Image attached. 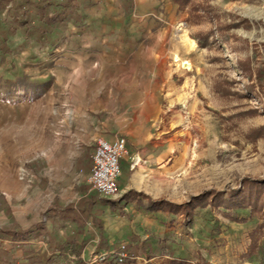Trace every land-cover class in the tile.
<instances>
[{
    "label": "rangeland",
    "instance_id": "374dc122",
    "mask_svg": "<svg viewBox=\"0 0 264 264\" xmlns=\"http://www.w3.org/2000/svg\"><path fill=\"white\" fill-rule=\"evenodd\" d=\"M36 1L12 0L0 14L3 31L15 30L10 55L0 51V230L45 228L24 239L0 231V264H34L70 241L85 242L80 264H115L114 254L120 264H264V190L243 186L264 181V0H63L50 7L62 20L52 26ZM23 12L47 31L25 40ZM142 73L162 83L159 111L121 85ZM97 107L107 111H88ZM107 131L124 138L122 176L139 189L121 192L119 178L109 200L134 192L183 205L215 192L233 205L207 200L186 218L148 212L143 200L152 214H110L87 182L93 137ZM82 191L92 216L79 233L48 210Z\"/></svg>",
    "mask_w": 264,
    "mask_h": 264
},
{
    "label": "trees",
    "instance_id": "16d2710c",
    "mask_svg": "<svg viewBox=\"0 0 264 264\" xmlns=\"http://www.w3.org/2000/svg\"><path fill=\"white\" fill-rule=\"evenodd\" d=\"M63 0H37L35 7L37 10V15L39 17V20L44 23L45 26H52V24H55L56 22L62 21L60 19L59 13H49L50 7L54 5H61ZM190 0H175L182 8H184ZM12 3V0H0V14L4 9H8L10 4ZM20 26L23 28V37L25 40H29L32 37H40L43 33H45L46 27H39L33 29L30 25V18L29 15L26 12H23L21 16ZM9 33L15 34L14 29L8 30ZM8 32L3 31V28L1 27L0 23V51L4 56L10 55V49L8 47ZM243 186L246 188L253 187L259 190H264V181L261 180H245L243 183ZM207 195V194H206ZM202 195V197H198L197 199H193L191 202L183 205H172L164 201H153L145 198L144 196L140 194H136L134 192H128L123 194L118 200H109V199H103L101 202L103 205L107 206L111 211L119 209L120 215L125 216V213L123 212V205L135 202L139 207L143 200H146L147 206L146 211L148 212H157V211H168L171 214L174 215H180L183 214L184 217L189 218L191 215V210L195 208L196 206L202 205L205 201H210L212 205L221 204V205H233V199H223L221 198V195L215 192H211L208 194L209 196ZM236 199V198H235ZM120 203H123L122 206H118ZM48 211L53 212L58 216L60 219H69L71 222L75 223L78 227L79 233L82 232V229L85 227V223L88 219V217L92 216V212L90 209V206L86 201H79L75 205H67L64 208L56 209V207L49 209ZM189 220V219H188ZM236 222H244V219H237L235 218ZM45 228V224L43 222L33 224L30 226L27 230H17V231H4L0 230L2 233L11 236L12 238H21L24 239L29 233L35 232V231H41ZM97 228L100 232H102V223H98ZM85 245V242H61L57 247L56 251L58 253L57 256L52 257H45L42 260L38 259V261H34V264H53V259L58 258L61 260L63 264H80L81 258V252L83 250V247ZM3 253V252H1ZM4 254V253H3ZM54 255V254H53ZM122 256H125L124 254H121ZM71 257H75V260H72ZM113 259L115 264H120L123 262L125 257H118V255L114 254ZM171 257V256H170ZM40 261V262H39ZM168 264H187L183 260H178L174 257H171ZM6 264H9L7 262Z\"/></svg>",
    "mask_w": 264,
    "mask_h": 264
},
{
    "label": "crops",
    "instance_id": "0c3cea01",
    "mask_svg": "<svg viewBox=\"0 0 264 264\" xmlns=\"http://www.w3.org/2000/svg\"><path fill=\"white\" fill-rule=\"evenodd\" d=\"M129 2H130V0H129ZM121 12H119V16H118V14L116 15L117 16V20H119V17H122V16L127 17V16L131 15L132 14V8H128L127 10L125 9L124 11H121ZM87 21H88V24L93 21L92 12H89ZM118 27L121 28V24ZM141 75H142V77H137L138 80H136V78L133 79V80L128 79L127 82H123L121 85L125 89H127L125 91V93L128 94V95L129 94H137L139 96H143V95L147 94V95L151 96L148 101H147V97H144V98L140 97L138 100L141 103L143 101L144 105L145 104H149L152 109H155V111H159L160 110L159 99H160V95H161L162 88H163L162 83L159 80L157 82L147 81L144 78L145 74L142 73ZM145 109H149L150 110V108L143 107V106L139 110H145ZM88 111L91 114H94L93 112L107 111V108H103V107H101V108H98V107L97 108H88ZM93 138L95 139L96 142L99 139H102V140L107 141V142H112L118 137H113L112 134H110V132L107 131V132H102V135H100L99 137L97 136V134H95V136ZM76 145H77L76 147H80L81 146V144H79V143H76ZM95 146H96V144H95ZM64 155L65 156H64L63 160H64V163H65L67 158L68 159H72L73 157H75V148L68 149V152H66ZM59 166H61V165H59ZM63 166H65V165L63 164ZM125 166H126V160H125V156H124L122 159L119 160L120 191L121 192H125L126 190L130 189L131 187H133L135 189H138L137 186L134 187L129 182H126L124 180V178L122 176V170L125 168ZM87 198H88V196H87V194L85 192H83V191L81 193L79 192V197H75L76 201L70 202L69 205H75L78 201H81V200L87 202ZM88 199H90V198H88ZM122 210L125 213V215H128V216H131V215L142 216V215H147V214L150 215V214H152V213H147L143 209L137 207L135 202H130V203L124 204ZM117 211H119V209L114 210V211H110L109 210V213L110 214L112 213L113 215L117 216L118 215ZM67 220L70 221L69 219H67ZM71 223H73V222H71ZM73 224H75V223H73Z\"/></svg>",
    "mask_w": 264,
    "mask_h": 264
},
{
    "label": "built area",
    "instance_id": "2783aa9c",
    "mask_svg": "<svg viewBox=\"0 0 264 264\" xmlns=\"http://www.w3.org/2000/svg\"><path fill=\"white\" fill-rule=\"evenodd\" d=\"M125 154L124 138L119 137L112 142L97 140L92 153V168L87 182L91 190L99 197L111 199L118 194L119 160Z\"/></svg>",
    "mask_w": 264,
    "mask_h": 264
},
{
    "label": "bare ground",
    "instance_id": "6f19581e",
    "mask_svg": "<svg viewBox=\"0 0 264 264\" xmlns=\"http://www.w3.org/2000/svg\"><path fill=\"white\" fill-rule=\"evenodd\" d=\"M180 38H181L182 43L185 45V47L187 46L188 49L189 48L190 49L195 48V43L188 38L185 31L183 32V34L181 35ZM183 66L186 68V67H188V64L185 63V64H183Z\"/></svg>",
    "mask_w": 264,
    "mask_h": 264
}]
</instances>
